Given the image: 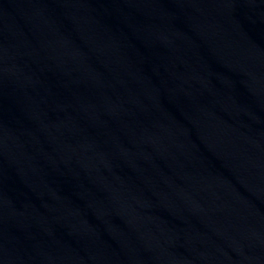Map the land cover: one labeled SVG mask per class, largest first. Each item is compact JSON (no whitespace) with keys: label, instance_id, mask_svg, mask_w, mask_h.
Returning a JSON list of instances; mask_svg holds the SVG:
<instances>
[{"label":"water","instance_id":"water-1","mask_svg":"<svg viewBox=\"0 0 264 264\" xmlns=\"http://www.w3.org/2000/svg\"><path fill=\"white\" fill-rule=\"evenodd\" d=\"M0 264H264V0H0Z\"/></svg>","mask_w":264,"mask_h":264}]
</instances>
